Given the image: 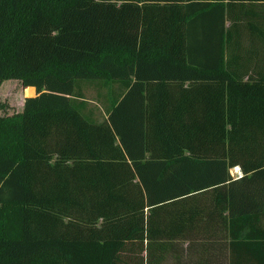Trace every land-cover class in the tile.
<instances>
[{
  "label": "trees",
  "instance_id": "1",
  "mask_svg": "<svg viewBox=\"0 0 264 264\" xmlns=\"http://www.w3.org/2000/svg\"><path fill=\"white\" fill-rule=\"evenodd\" d=\"M257 2L0 0V264H264V76L222 35Z\"/></svg>",
  "mask_w": 264,
  "mask_h": 264
},
{
  "label": "crops",
  "instance_id": "2",
  "mask_svg": "<svg viewBox=\"0 0 264 264\" xmlns=\"http://www.w3.org/2000/svg\"><path fill=\"white\" fill-rule=\"evenodd\" d=\"M251 17L253 19L251 20ZM224 32L222 35L226 42L225 62H230L231 69L245 80L259 79L264 76V2H257L256 5H233L227 7L225 11ZM257 26V33L253 31ZM255 27V28H254ZM209 30V29H207ZM200 31V30H199ZM210 32V31H209ZM219 33L218 26H214L207 38V33L200 31L198 33L199 46L205 45L206 48H218L219 38L213 35ZM232 42V43H230ZM203 45V46H204ZM201 49V48H198ZM214 58L211 62L214 63ZM238 172V173H237ZM235 178L241 177V171L238 167L231 171Z\"/></svg>",
  "mask_w": 264,
  "mask_h": 264
},
{
  "label": "rangeland",
  "instance_id": "3",
  "mask_svg": "<svg viewBox=\"0 0 264 264\" xmlns=\"http://www.w3.org/2000/svg\"><path fill=\"white\" fill-rule=\"evenodd\" d=\"M24 98V90L18 81L0 82V116L21 112Z\"/></svg>",
  "mask_w": 264,
  "mask_h": 264
},
{
  "label": "bare ground",
  "instance_id": "4",
  "mask_svg": "<svg viewBox=\"0 0 264 264\" xmlns=\"http://www.w3.org/2000/svg\"><path fill=\"white\" fill-rule=\"evenodd\" d=\"M238 173V172H237Z\"/></svg>",
  "mask_w": 264,
  "mask_h": 264
}]
</instances>
